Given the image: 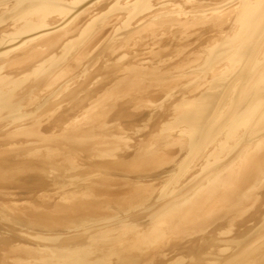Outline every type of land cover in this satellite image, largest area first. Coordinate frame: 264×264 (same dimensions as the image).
Masks as SVG:
<instances>
[{"label": "bare ground", "instance_id": "6f19581e", "mask_svg": "<svg viewBox=\"0 0 264 264\" xmlns=\"http://www.w3.org/2000/svg\"><path fill=\"white\" fill-rule=\"evenodd\" d=\"M0 264H264V0H0Z\"/></svg>", "mask_w": 264, "mask_h": 264}]
</instances>
